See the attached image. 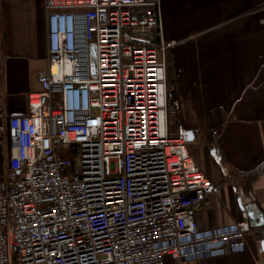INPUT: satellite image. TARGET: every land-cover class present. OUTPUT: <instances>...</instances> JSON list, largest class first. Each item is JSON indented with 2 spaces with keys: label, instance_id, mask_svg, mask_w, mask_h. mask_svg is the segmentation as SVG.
Returning <instances> with one entry per match:
<instances>
[{
  "label": "built area",
  "instance_id": "2783aa9c",
  "mask_svg": "<svg viewBox=\"0 0 264 264\" xmlns=\"http://www.w3.org/2000/svg\"><path fill=\"white\" fill-rule=\"evenodd\" d=\"M44 5L41 89L7 122L0 264H187L245 250L255 230L246 210L227 227L196 223L221 185L191 154L179 102H169L177 42L163 37L161 0Z\"/></svg>",
  "mask_w": 264,
  "mask_h": 264
},
{
  "label": "crops",
  "instance_id": "0c3cea01",
  "mask_svg": "<svg viewBox=\"0 0 264 264\" xmlns=\"http://www.w3.org/2000/svg\"><path fill=\"white\" fill-rule=\"evenodd\" d=\"M169 102L194 132L189 150L220 190L197 206L200 230L227 227L247 211L246 249L187 264H264V0H161ZM44 0H0V180L12 153L8 119L29 112L48 65ZM166 264H178L167 257Z\"/></svg>",
  "mask_w": 264,
  "mask_h": 264
},
{
  "label": "water",
  "instance_id": "95a60500",
  "mask_svg": "<svg viewBox=\"0 0 264 264\" xmlns=\"http://www.w3.org/2000/svg\"><path fill=\"white\" fill-rule=\"evenodd\" d=\"M193 139H194V132L192 130H188V132H187V140L189 142H192ZM249 221H250V219H249ZM263 247H264V242H263Z\"/></svg>",
  "mask_w": 264,
  "mask_h": 264
},
{
  "label": "rangeland",
  "instance_id": "374dc122",
  "mask_svg": "<svg viewBox=\"0 0 264 264\" xmlns=\"http://www.w3.org/2000/svg\"><path fill=\"white\" fill-rule=\"evenodd\" d=\"M169 89H170V85H169Z\"/></svg>",
  "mask_w": 264,
  "mask_h": 264
}]
</instances>
